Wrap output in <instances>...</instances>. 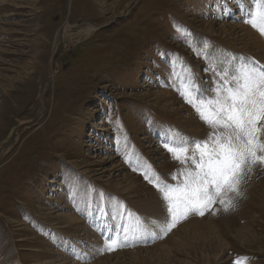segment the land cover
Wrapping results in <instances>:
<instances>
[{"label":"rangeland","instance_id":"374dc122","mask_svg":"<svg viewBox=\"0 0 264 264\" xmlns=\"http://www.w3.org/2000/svg\"><path fill=\"white\" fill-rule=\"evenodd\" d=\"M99 3L0 0V264H140L165 247L168 264H264V164L245 170L239 194L222 193L166 235L156 225L170 216L143 175L150 166L149 176L182 183L172 176L194 166L164 139L213 131L178 90L185 66L211 96L213 69L264 63L253 45L264 35L241 11L254 0H124L114 15ZM138 219L155 239L103 250ZM205 223L219 237L207 258L184 238Z\"/></svg>","mask_w":264,"mask_h":264},{"label":"snow or ice","instance_id":"6c2138e0","mask_svg":"<svg viewBox=\"0 0 264 264\" xmlns=\"http://www.w3.org/2000/svg\"><path fill=\"white\" fill-rule=\"evenodd\" d=\"M241 11L248 17L244 22L264 35V0H254V7L241 8ZM182 70L185 75L177 77L181 81L180 94L213 131L207 140L166 137L164 147L173 159L181 164L190 161L194 166V170L186 168L179 173L183 176L182 183H166L154 173L149 176L152 170L150 166H144V178L156 187L170 216V220L156 225L162 235L192 212L203 215L222 193L239 194L245 170L250 171L257 163L264 164V139H261L264 132V67L245 63L238 70L217 72L213 69L217 80L211 96L205 94L186 66ZM221 128L225 131H215ZM137 170L133 167V171ZM176 178L172 176L173 180ZM220 203L227 210L231 200L221 199ZM137 228L143 230V221L138 219ZM125 246L128 245L117 233L105 238L103 250L114 251Z\"/></svg>","mask_w":264,"mask_h":264},{"label":"bare ground","instance_id":"6f19581e","mask_svg":"<svg viewBox=\"0 0 264 264\" xmlns=\"http://www.w3.org/2000/svg\"><path fill=\"white\" fill-rule=\"evenodd\" d=\"M124 2V0H112L111 2H106V0H100V3H99V5H98V8L100 9V10H106L107 9V11L109 12H111V13H113V15H114V13H116L118 10L120 11V7H121V5H122V3ZM102 8V9H101ZM102 10V11H103ZM106 11V12H107ZM229 11V10H228ZM106 20H107V18H106ZM235 27L234 25H227V24H222L221 26H220V29L222 30V31H226V29H230L229 27ZM210 30H211V28H210ZM249 31V30H248ZM253 34V33H252ZM255 34V33H254ZM253 34V35H254ZM262 43V44H261ZM253 45L257 48V49H260V51L261 52H264V39L262 38V36H260V35H257V34H255L254 35V38H253ZM76 81V80H75ZM126 180H128V178H125ZM134 178L132 177V179L131 180H133ZM74 185V184H73ZM97 189V188H96ZM76 191V190H75ZM77 191H78V189H77ZM83 191V190H82ZM91 191V190H90ZM95 191H97V190H95ZM76 193V192H75ZM79 193V192H78ZM83 193H85V192H83ZM102 193V192H101ZM91 194V193H90ZM93 194H95L94 192H93ZM79 196H80V194H78ZM87 195V194H86ZM78 196V197H79ZM90 197V199H91V196H89ZM95 197H96V195H95ZM74 198H76V197H74ZM81 198V197H80ZM80 198H77V199H80ZM82 200V199H81ZM120 201V200H119ZM118 201V202H119ZM80 201L78 200V203H79ZM153 204V203H152ZM149 205L148 204V209L150 210V208H152V210L154 209V206L153 205ZM157 204V203H156ZM113 205V204H112ZM82 206V205H81ZM118 206V205H117ZM121 208V207H120ZM115 209V208H114ZM113 210V209H112ZM120 211V210H119ZM141 211H145V210H141ZM151 212V211H150ZM148 213V212H147ZM106 214V213H105ZM134 214V213H133ZM112 215H113V213H112ZM105 216V215H104ZM93 217V216H92ZM136 217V216H135ZM64 219L67 221V222H71V223H73V222H76V221H79L78 219H77V216L74 214V216L73 215H66L65 217H64ZM97 219V218H96ZM136 220V219H135ZM156 221L157 220H155V218H154V220H151V222H153L154 224H152L151 222H150V226H154L153 227V230H156L155 229V225H156ZM91 222V221H90ZM143 222H144V220H143ZM144 224V223H143ZM189 227L190 228H192V230L190 231V232H187V233H185L184 234V238H186L185 240H188V242H190V244L191 245H194V246H198V248H199V245H201V250L199 251V254H200V256L201 257H203V258H207V256H208V254H209V252L212 250V249H215L216 248V246H214L213 244H215L216 243V241H217V239H219V237H217V239H216V236L214 235V234H212V235H210L211 233H214V227H215V225L214 226H212L211 225V223H205V228H203V227H201L200 225H196V226H192L191 227V225H189ZM188 227V228H189ZM107 228V227H106ZM188 231V230H187ZM122 232V231H121ZM132 232V231H131ZM149 232V231H148ZM157 233V232H156ZM203 234V235H202ZM95 235V234H94ZM200 235H202L201 237H198V236H200ZM208 237H210L211 239H209ZM208 238V239H207ZM166 241V240H165ZM183 242H185V241H183ZM197 242V243H196ZM161 243V242H160ZM163 243V242H162ZM194 243H196V245L194 244ZM162 246V244H157V245H154V246ZM189 244H185V247H184V251H185V253H186V255H189V256H191V252L189 251ZM193 246V247H194ZM162 247H165V246H162ZM176 248V247H175ZM166 249V250H165ZM165 249H161V251L159 252V254L157 255V256H155V258H150L149 257V259L148 260H145V259H143V258H141L139 261H140V264H168L167 262L166 263H163V261H164V259H167V260H172V258H171V256H170V253H169V248L167 247H165ZM191 249H192V247H191ZM177 250V249H176ZM121 252H123V254L124 253H129V252H125V251H121ZM119 253V252H118ZM117 253V254H118ZM195 253V252H194ZM116 254V255H117ZM121 254V253H120ZM196 254V253H195ZM194 254V255H195ZM153 257V256H152ZM158 260L157 262L156 261H154V260ZM145 260V261H144ZM175 261V260H174ZM127 263V262H126ZM191 264V262H179V261H177L176 262V264ZM203 263H205V261H203V262H201L200 264H203ZM99 264V263H98Z\"/></svg>","mask_w":264,"mask_h":264}]
</instances>
